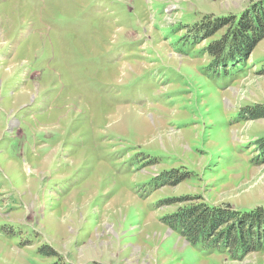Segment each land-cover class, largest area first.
Listing matches in <instances>:
<instances>
[{
	"label": "rangeland",
	"instance_id": "374dc122",
	"mask_svg": "<svg viewBox=\"0 0 264 264\" xmlns=\"http://www.w3.org/2000/svg\"><path fill=\"white\" fill-rule=\"evenodd\" d=\"M261 9L0 0V264H264V248L208 252L162 221L264 205V117L249 118L264 33L238 69L206 50Z\"/></svg>",
	"mask_w": 264,
	"mask_h": 264
},
{
	"label": "trees",
	"instance_id": "16d2710c",
	"mask_svg": "<svg viewBox=\"0 0 264 264\" xmlns=\"http://www.w3.org/2000/svg\"><path fill=\"white\" fill-rule=\"evenodd\" d=\"M257 4H252L255 10ZM258 11V10H256ZM236 15L229 27V34L208 44L206 50L213 55V63L224 68L245 65L244 49L252 47L264 33V9L254 12V17ZM215 19L217 24L199 29L207 37L224 26L228 21ZM209 21H206L208 23ZM213 22V21H211ZM220 24H219V23ZM204 23V21H200ZM199 23V24H200ZM198 23L194 25L197 26ZM250 117H264V107L255 106L249 110ZM264 140L261 138L260 140ZM260 142V141H259ZM262 145V144H260ZM162 221L181 233L191 245H199L208 252H227L232 258H241L247 252L264 248V205L249 209L208 205L205 202L193 203L181 207L171 217ZM39 250L46 255L56 256L57 252L45 245ZM69 264V263H59Z\"/></svg>",
	"mask_w": 264,
	"mask_h": 264
}]
</instances>
